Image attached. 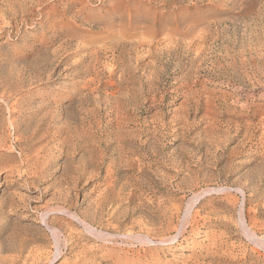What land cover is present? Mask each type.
<instances>
[{
    "label": "rangeland",
    "instance_id": "rangeland-1",
    "mask_svg": "<svg viewBox=\"0 0 264 264\" xmlns=\"http://www.w3.org/2000/svg\"><path fill=\"white\" fill-rule=\"evenodd\" d=\"M52 259L264 264V0H0V262Z\"/></svg>",
    "mask_w": 264,
    "mask_h": 264
},
{
    "label": "bare ground",
    "instance_id": "bare-ground-1",
    "mask_svg": "<svg viewBox=\"0 0 264 264\" xmlns=\"http://www.w3.org/2000/svg\"><path fill=\"white\" fill-rule=\"evenodd\" d=\"M258 38V37H257ZM198 40V39H197ZM151 41V40H150ZM145 43V42H144ZM192 43V42H191ZM171 44V43H170ZM202 44V43H201ZM145 45H146V43H145ZM150 45V44H149ZM149 47V46H148ZM169 48V47H168ZM197 48V47H196ZM157 49V48H156ZM155 49V50H156ZM148 50V49H147ZM150 50V49H149ZM170 51V50H169ZM184 51V50H183ZM199 51V50H198ZM152 52V51H151ZM196 52H197V50H196ZM149 53V52H148ZM197 54V53H196ZM147 55V54H146ZM224 55V54H223ZM145 57V56H144ZM107 62V61H106ZM142 62V61H141ZM230 62V61H229ZM241 62V61H240ZM127 64V63H126ZM129 64V63H128ZM227 65V64H226ZM233 65H235V64H233ZM114 67V66H113ZM112 67V68H113ZM124 69V68H123ZM152 71V70H151ZM112 73V72H111ZM120 77V76H119ZM189 81V80H188ZM122 90V89H121ZM162 97V96H161ZM116 102V101H115ZM104 103V102H103ZM116 110V109H115ZM241 112V111H240ZM225 140V139H224ZM225 142V141H224ZM80 167V166H79ZM89 176V175H88ZM80 179V178H79ZM72 185V184H71ZM238 187H240V186H238ZM220 189V188H219ZM219 189H217V190H219ZM208 192V191H207ZM226 192V191H225ZM228 192V191H227ZM217 193V192H216ZM224 193V192H223ZM236 193V192H235ZM242 193V192H241ZM203 194V193H202ZM244 194V193H243ZM230 195V194H229ZM203 196V195H202ZM232 197V196H231ZM233 198V197H232ZM194 199V198H193ZM192 199V200H193ZM234 199V198H233ZM173 200V199H172ZM195 200H196V198H195ZM194 200V201H195ZM237 200V199H236ZM182 201V200H181ZM191 202H193V201H191ZM195 202H193V204H194ZM193 204L192 205H190V204H188V207H190V209H191V207H193ZM190 205V206H189ZM165 206V205H164ZM116 207V206H115ZM174 207V206H173ZM176 207V206H175ZM60 208V207H59ZM188 210V213L191 211V210ZM193 209V208H192ZM66 210V209H65ZM62 211H63V209H62ZM50 212H52V210L50 211ZM66 212H67V210H66ZM66 212H65V214H66ZM70 212V211H69ZM243 212V211H242ZM47 213V212H46ZM180 213V212H179ZM188 213H186V214H188ZM244 213V212H243ZM243 213H242V215H243ZM71 214H69V216H70ZM189 215V214H188ZM188 215H187V217H188ZM241 215V214H240ZM42 216V215H41ZM72 216V215H71ZM48 214H43V216H42V221H43V223H45V224H47L48 222ZM73 217V216H72ZM75 217V216H74ZM191 217V216H190ZM240 217H242V216H240ZM150 218V217H149ZM189 218V217H188ZM75 219H76V217H75ZM187 219V218H186ZM190 219V218H189ZM238 219H240V218H238ZM244 219V218H243ZM193 220H195L194 218H193ZM245 220V219H244ZM243 220V221H244ZM78 221H80V220H78ZM188 221V220H187ZM204 221V220H203ZM83 222V225H84V227L87 229V231L89 232V233H91V234H93V235H95V236H97L98 238H99V241L101 240V238H102V236L104 235V232L102 233V232H95V230L90 226V224H88L87 222H85V221H82ZM242 222V221H241ZM241 222H240V225H241ZM118 223V222H117ZM49 224V223H48ZM82 224V223H81ZM110 224H111V222H110ZM192 224H193V222H192ZM243 224V223H242ZM245 224H246V221H245V223L243 224L244 226H245ZM185 226V225H184ZM243 226V227H244ZM49 227V226H48ZM131 227V226H130ZM152 227V226H151ZM159 227H161V226H159ZM174 227V226H173ZM172 227V228H173ZM188 227V226H187ZM241 227H242V225H241ZM247 227V226H246ZM246 227H244V228H246ZM154 228V227H153ZM183 228V227H182ZM243 228V229H244ZM52 228H50V230H51ZM175 229V228H174ZM185 229V228H184ZM246 229H249L248 227L246 228ZM246 229H244L245 231H246ZM56 230V229H55ZM168 230V229H167ZM182 230V229H181ZM165 231V230H164ZM59 232V231H58ZM249 232H251V231H249ZM251 234V237L253 236L252 235V233H250ZM255 234V233H254ZM56 235H58V239H59V234H56ZM55 236V235H54ZM61 236V235H60ZM62 237V236H61ZM136 238H137V236H135ZM157 237V236H156ZM245 237V236H244ZM104 238V237H103ZM111 238V237H110ZM161 238V239H160ZM159 238V240L158 241H160V242H162L163 243V241H168V242H171V241H173V240H175L177 237H160ZM253 238H255V237H253ZM117 239V238H116ZM121 239V238H120ZM143 239V238H142ZM155 239V238H154ZM110 240V239H109ZM144 241H150V243L153 241L154 242V240H151V239H149L148 237H145L144 239H143ZM256 240V239H255ZM103 241H105V240H103ZM137 242H138V240H137ZM251 242L253 243V241H252V239H251ZM255 242V241H254ZM259 243H260V241H259ZM59 244V243H58ZM261 244H263L262 242H261ZM65 245V244H64ZM156 245V244H155ZM35 246V245H34ZM27 247V246H26ZM156 247V246H155ZM31 248V247H30ZM58 248H59V251L58 252H60V250L62 249H60V244L58 245ZM49 251V250H48ZM223 252H224V250H223ZM40 253V252H39ZM59 254V253H58ZM57 255V254H56ZM40 258H41V256H39ZM51 259V258H50ZM57 259V258H56ZM38 260V259H37ZM95 260V259H94ZM36 262V261H35ZM52 262H53V259H52V261H48L47 263H41V264H52ZM0 264H2L1 262H0ZM210 264V263H209Z\"/></svg>",
    "mask_w": 264,
    "mask_h": 264
}]
</instances>
